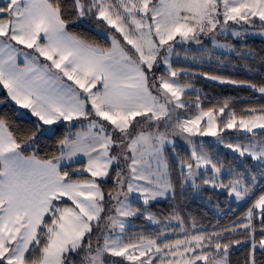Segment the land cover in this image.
<instances>
[{
    "label": "snow or ice",
    "instance_id": "6c2138e0",
    "mask_svg": "<svg viewBox=\"0 0 264 264\" xmlns=\"http://www.w3.org/2000/svg\"><path fill=\"white\" fill-rule=\"evenodd\" d=\"M65 12L114 30L109 32L111 47L94 46L70 34ZM257 20L264 32V0H70L66 8L60 0H0V85L19 106L13 109L17 118L28 119L34 129L17 137L0 116V264H226L230 244L241 241L220 240L224 232L237 230L247 234L253 256L257 247L264 250V191L247 208L243 221L222 232L193 233L173 211L154 236L141 233L125 242L128 218L143 216L161 225L147 206L169 192L174 195L164 158L165 145L174 141L158 129L161 121L171 120L172 111L188 107L182 96L191 87L177 83L181 70L171 64L174 44H200L202 35L228 32L229 22L254 27ZM117 34L138 59L125 50ZM17 45L38 55L29 57ZM19 56L24 57V68L17 64ZM38 57L50 63L41 65ZM158 58L167 67L157 78L158 87L155 83L150 87L148 73ZM210 79L245 83L217 76ZM258 91L264 93V86ZM195 107L194 116L177 117L175 125H165L191 146L190 156L179 161L184 181L191 178L193 187H198L194 178L203 175L199 170L210 168L213 174L203 184L226 190L236 201L245 200L253 187L244 182V174L232 173L225 183L220 179L223 164L192 137H216L240 157L258 161L256 168L264 179V139H255L264 137V107L242 109L238 114L225 101L205 110L199 96ZM137 118L155 124L157 130L134 131L140 123ZM65 121L72 126L79 121L82 130L58 141L59 155L40 157L39 137L54 132L44 126ZM227 130L245 134L247 143H225L222 133ZM80 155L87 158L86 163L77 159ZM121 160L127 164L126 173L119 168ZM73 163L81 167L63 170ZM114 166L115 188L108 197L116 201L115 214L102 217L105 194L98 181L108 177ZM83 173L90 178L72 179ZM256 180L252 175L253 184ZM133 193L142 199L143 209L133 207ZM257 217L259 239L253 223ZM102 218L106 220L102 236L93 244L94 229L100 228ZM177 228L183 235L171 239L168 233L179 235ZM212 249L215 254L223 252L225 258L215 260ZM251 264H256L254 258Z\"/></svg>",
    "mask_w": 264,
    "mask_h": 264
},
{
    "label": "trees",
    "instance_id": "16d2710c",
    "mask_svg": "<svg viewBox=\"0 0 264 264\" xmlns=\"http://www.w3.org/2000/svg\"><path fill=\"white\" fill-rule=\"evenodd\" d=\"M65 8L70 4V0H60ZM64 18L69 21L67 31L94 46L110 48L111 42L107 36L110 31L101 23H98L92 18H83L77 20L74 16L65 12ZM213 62L210 64L201 65H183L175 62L173 67L180 69L184 74L178 76V80L183 85H191L193 93L186 94L188 100L197 101V96L200 97L201 106L207 110L213 106L219 107L225 101L229 102L230 109H234L238 114L242 109L246 108H261L264 107V99L260 98L256 93L259 87L264 86V41L254 39L240 43L236 47V52L233 55L213 56ZM211 76H217L227 80L243 81V84H222L210 79ZM249 84H254L257 88L249 87ZM7 90L0 85V116L5 117L9 122L10 130L20 137L25 132L34 131L32 124L28 119L17 118L15 111L16 107L8 103ZM36 118L31 117L34 121ZM72 133L79 129V121L73 122ZM70 125H60L56 128L53 135H44L39 137L37 146V154L40 157H50L52 154L59 155L58 141L65 135H68ZM73 135V134H72ZM263 138L262 136H259ZM177 153L181 159H186L190 155L182 148L178 147ZM32 149H29L25 154H30ZM206 151L210 155H220L224 158L227 164L232 162L236 164L230 154L216 152L214 147L207 146ZM166 162L168 164L169 179L174 188V195L171 199L163 202H154L148 205V209L161 221H166L173 211L179 214L184 220V227L190 230V227L195 223V227L200 231L222 232L223 229L231 226L234 222H241L246 214L247 208L253 200L264 191V179L259 177L258 189L254 192L251 198L239 209L235 205H231L227 194L218 195L217 193L203 189V192L209 195L213 208L205 205L201 199L195 198L191 189L184 190L183 176L179 170V164L171 157L170 150L166 153ZM249 168L252 169L250 160L245 161ZM81 167L80 164H73L70 168L63 169L72 171V169ZM254 173V169H252ZM116 167L113 168L108 181L101 182L105 193L113 191L115 188ZM260 172V170H259ZM257 173V172H256ZM87 179L88 175H73L72 179ZM67 203V202H66ZM176 222V221H174ZM253 223L256 226V237L259 239L260 223L259 219H255ZM129 232V240H133L143 234L146 237L153 236L157 230L146 226V220L143 216L133 219ZM127 240V241H129ZM239 240L241 243H231L228 249L229 264H251L252 259H255L256 264H264V250L257 247L254 256L252 254L251 241L243 230L227 233L224 232L220 242L229 243V241ZM214 251V249H212ZM224 253L221 252L220 255ZM38 253H33V256ZM214 257H217L214 256ZM75 259V257H73Z\"/></svg>",
    "mask_w": 264,
    "mask_h": 264
},
{
    "label": "rangeland",
    "instance_id": "374dc122",
    "mask_svg": "<svg viewBox=\"0 0 264 264\" xmlns=\"http://www.w3.org/2000/svg\"><path fill=\"white\" fill-rule=\"evenodd\" d=\"M233 31H238L241 33V35L234 36V35H232ZM104 35L107 36L108 39L110 40L108 34L104 33ZM117 36H118V34H117ZM118 38H120V37L118 36ZM120 39H121L122 45L125 47V50L128 51L130 55H133L134 58L138 59V57H136V55L134 53V50L131 49V46L126 45L123 42L122 38H120ZM254 39L264 41V32H262V30L259 26L258 20H257L256 25L254 27L250 26V25L234 24L232 22H229L228 32L220 33L219 31H217V33L214 35V37L212 35H207V36L202 35L200 37V40H201L200 44H197L194 41L188 42V43H183V44L175 43L174 44V53L171 56V64H172V67H173L175 62L183 64V65H201L203 63L204 64H210L211 62L214 61L213 56L215 54L233 55L236 52V47L238 44L244 43L248 40H254ZM110 42H111V40H110ZM21 47H23V46H21ZM24 50H26L27 52L32 51L31 49H25V48H24ZM177 53H178V55H177ZM35 55H38V54H35ZM39 58L40 57H38V59ZM39 61H41V60L39 59ZM166 67L167 66L163 64L162 60L158 58L156 65H154L152 71L148 73L150 87L154 83L158 87L157 78L159 76L165 74ZM182 74H184V72L180 71L178 76H180ZM215 81H217V80H215ZM177 83L181 84L178 79H177ZM219 83H222V82L219 81ZM222 84H228V83L224 82ZM181 85H183V84H181ZM151 90L153 92V95H157L156 88H152ZM190 93H193L192 87H186L185 94L182 96V100L188 105V107L184 108V109H176V110L172 111L171 120L161 121L160 125H159V129H158L159 132L167 133L169 136V139L174 141V145L173 144H166L165 145V148H164L165 160L167 158L166 153H167V151L170 150L171 157L178 164L180 161L179 160L180 157L178 156L176 148L180 147V148L184 149L190 155L191 154V146L186 142V140L182 136L172 135L173 128L172 127H166L165 125L166 124L175 125L177 117H179L181 120H183V119L190 118L196 114L197 108L195 107V105H196L197 101L188 100L185 97L186 94H190ZM256 93L259 95L260 98L264 99V93H260L258 90H256ZM161 102H163L162 97H161ZM8 103L10 105L14 106L10 101ZM16 108H17V106H16ZM170 108H171V106H170ZM20 112H25V111H22L20 109ZM137 119L140 121V123L135 125L134 131H140L141 129H143L144 131H153L154 132L157 130L155 124L150 126L143 118H137ZM86 123H87V121H84V124H86ZM58 124L51 125V126H44V127L45 128H51L55 132L56 128L60 125V124L59 125ZM61 124L70 125L69 130H71L73 127L72 124L67 123L66 121L61 123ZM79 127L80 128L77 129L76 131H74L73 133H72V130L70 131L71 134H73V136L75 135L76 132L81 131V129H82L81 123H79ZM255 131L257 133H259L261 130L257 129ZM54 132L46 134V135L51 136V135H53ZM222 135L225 138V143H227V142L247 143L246 135L243 133H238L235 130H227L226 132L222 133ZM250 135L251 134H247V136H250ZM192 139L195 141V143L197 145H200L201 143H203L205 151H206L207 146H212V147H214L216 152H222L223 154H230L233 157V160L235 161L236 164H233L232 162H229L226 164L224 162V158L221 157L220 155H217L216 153L214 155H210L208 153V151H206L207 154L214 161H219L221 164H223L224 167L221 170L220 179L224 180V182L226 183L230 178H232V173H236V172L243 173L244 175H243L242 179L244 180V182L246 184H249L253 187V194H254V192L258 189L259 177H261L259 174L260 173L259 169L256 168V165L259 163L258 161H254L250 157H247V156L240 157L238 153H235L231 149L227 148L225 146V144L218 143L216 137H211V136L201 137V136L197 135L195 137H192ZM255 139L260 140V139H264V137L261 138V137L257 136V137H255ZM116 151L117 150L114 149L113 154H115ZM79 157L82 159L83 162L86 163V160H87L86 157H84L83 155H80ZM246 160L251 161L252 169H254V171H255L254 173H252L253 172L252 169L249 168L248 165L246 164V162H245ZM114 167H116V166H114ZM153 167H155V162L153 163ZM119 168L123 169L125 171V173L127 172V164L123 160L120 161ZM229 169H231V172L229 171ZM112 170H111L110 174L112 173ZM179 170L181 172L180 166H179ZM199 172L203 175L198 174L194 178L195 184L198 187H193V180L191 178L188 179L187 182H185L184 178H183V188H184V190L191 189L192 192L194 193L195 198H202L201 201L205 205L213 208V206L211 204L212 198H210L209 195L205 194L203 192V189H209V190L217 193V196L222 195V194H227V191L224 189H219V188L214 189L211 185H205L202 183L203 179L210 177L213 174L211 172L210 168L207 171L204 168H201L199 170ZM83 174L88 175L90 178V174H88V173H83ZM252 175L257 176V180H256L255 184H253L251 181ZM89 178H87V179H89ZM168 178H169V170H168ZM109 179H110V175L106 178L100 179L98 182L101 184V182L108 181ZM101 189L105 194V201H104V209L105 210L102 213V217L114 215L115 214L114 213V207H115L116 201H113V200L109 199V197H107V193H105L102 185H101ZM252 195H250V197H246L245 200H242V201H236L234 196H232V197L228 196V198H229V202L231 203V205H235V207L237 209H239L251 198ZM137 197H138V193H133L132 196L130 197V200H132V202H133V207H140L141 209H143L145 207L143 205V201H142V199H137ZM172 197H173V193L169 192L167 197L157 198L156 200L151 201L149 204L154 203V202H163V201H166L168 199H171ZM121 199H123V197H121ZM65 202H67L68 205L71 204L70 201H67V198H65ZM147 209H148V206H147ZM148 211L151 212L150 209H148ZM151 213L153 214V212H151ZM135 218H137V217H130L126 221L125 242H128L127 240L130 239L128 230L130 229L131 223H132L133 219H135ZM256 219L258 220L259 217H257ZM164 223H167V221H162L161 225H155V224H152L150 221L146 220V226L149 228H155V230H157V231L163 227ZM105 224H106V220L102 218L100 221V228L94 229V233L92 235L93 244H95L97 236H102V230H103ZM172 225L175 226L176 222L172 221ZM116 231L118 234L119 230L117 229ZM176 231H177V233H179L178 228L176 229ZM189 231L195 233V232H199L200 229L197 227L192 228V226H191ZM168 235L171 239H176V238H180L183 234L179 233V235H173V233L169 232ZM101 242H102V240H101ZM213 253H214V256L217 255V257L213 256V258L215 260H221V259L225 258L224 254L223 255H220V253L215 254V250L213 251ZM106 259H117V260H119L120 258L107 257ZM226 264H229L228 252H227V256H226Z\"/></svg>",
    "mask_w": 264,
    "mask_h": 264
},
{
    "label": "crops",
    "instance_id": "0c3cea01",
    "mask_svg": "<svg viewBox=\"0 0 264 264\" xmlns=\"http://www.w3.org/2000/svg\"><path fill=\"white\" fill-rule=\"evenodd\" d=\"M16 47H18V48H20L22 51H24V52H27L26 50H24V48L23 47H21V46H19V45H17ZM28 54H29V57H31L32 55H35L34 53H33V51H31V52H27ZM39 59L41 60V61H39ZM38 59V63L39 64H41V65H43L44 63H50V62H47V61H45L44 60V58L43 57H40ZM17 64L19 65V67L20 68H24L25 67V60H24V57L23 56H19L18 58H17ZM53 71H55V70H53ZM65 80H66V78H65ZM66 82L67 83H71L70 81H67L66 80ZM8 101H10L15 107L17 106V105H15V103L13 102V101H11L10 100V98L8 97ZM19 106H17V108H18ZM90 107V106H89ZM22 111H25V113L27 112V110H25V109H21ZM30 115V114H29ZM35 118V117H34ZM63 123V122H62ZM67 123H69V122H67ZM60 125H64V124H61V123H59ZM58 124V125H59ZM59 125V126H60ZM82 130V129H81ZM77 159L79 160V161H82V159L80 158V157H77ZM83 162V161H82ZM64 164H67L68 162L67 161H64L63 162ZM83 163H85V162H83ZM73 164H77V163H73ZM72 164V165H73Z\"/></svg>",
    "mask_w": 264,
    "mask_h": 264
}]
</instances>
